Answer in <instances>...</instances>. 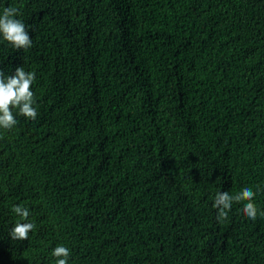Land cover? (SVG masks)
<instances>
[{"label":"trees","instance_id":"1","mask_svg":"<svg viewBox=\"0 0 264 264\" xmlns=\"http://www.w3.org/2000/svg\"><path fill=\"white\" fill-rule=\"evenodd\" d=\"M7 7L32 45L0 40V71L35 73L37 117L0 129V264H264V216L213 206L248 185L264 212V0Z\"/></svg>","mask_w":264,"mask_h":264},{"label":"clouds","instance_id":"2","mask_svg":"<svg viewBox=\"0 0 264 264\" xmlns=\"http://www.w3.org/2000/svg\"><path fill=\"white\" fill-rule=\"evenodd\" d=\"M0 40L9 42L16 49H28L32 45L31 36L18 18L16 8L7 7L0 12ZM35 79V73L26 71L23 66L16 67L12 74L0 71V129L13 128L18 123V115L36 119V100L32 90ZM255 195L254 189L248 185L235 192L225 189L216 193L213 206L226 217L234 201H242L245 215L255 220L258 212L264 216L254 202ZM11 210L19 218L10 230L11 239L27 240L29 233L36 228L30 219L29 208L15 204ZM70 254V249L63 244L57 245L51 253L56 258V264H69Z\"/></svg>","mask_w":264,"mask_h":264},{"label":"bare ground","instance_id":"3","mask_svg":"<svg viewBox=\"0 0 264 264\" xmlns=\"http://www.w3.org/2000/svg\"><path fill=\"white\" fill-rule=\"evenodd\" d=\"M261 234V233H260Z\"/></svg>","mask_w":264,"mask_h":264}]
</instances>
